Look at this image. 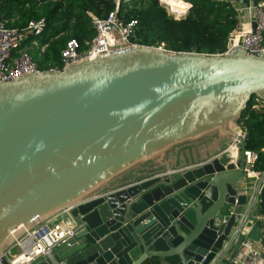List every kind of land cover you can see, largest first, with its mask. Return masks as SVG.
<instances>
[{
    "label": "water",
    "instance_id": "1",
    "mask_svg": "<svg viewBox=\"0 0 264 264\" xmlns=\"http://www.w3.org/2000/svg\"><path fill=\"white\" fill-rule=\"evenodd\" d=\"M254 96L264 99V53L243 47L134 43L0 80V256L72 208L67 264H209L235 223L224 207L248 200L245 144L239 167L209 159Z\"/></svg>",
    "mask_w": 264,
    "mask_h": 264
},
{
    "label": "built area",
    "instance_id": "2",
    "mask_svg": "<svg viewBox=\"0 0 264 264\" xmlns=\"http://www.w3.org/2000/svg\"><path fill=\"white\" fill-rule=\"evenodd\" d=\"M114 2L115 8L107 17L100 18L92 15L96 34L86 48H83L80 41L75 38L67 41L61 51L63 66L108 54L114 47L134 44L132 39L137 33L138 20L133 19L126 22L120 17L123 4L130 3L131 0H114ZM189 5L192 6L191 3ZM190 7L181 13L170 10V14L179 19L186 15ZM235 9L236 11L241 10L240 7ZM246 9L254 18L248 24L238 23L230 33L226 51L219 54H226L232 47H243L250 54L264 53V2L256 5L250 4ZM253 21L257 22L255 30L252 28ZM46 27L45 17L30 19L23 26H11L9 19L0 17V80L11 81L25 74L43 71L39 67L38 60L49 46L48 42L42 41ZM34 53L37 57H34ZM53 69L58 68L50 70ZM255 102L254 107H264V99L257 97ZM235 131L236 135L230 143L221 151L213 154L209 161L227 155L228 163L239 167L241 148L245 144L244 172L246 178L241 181L244 184L240 193L246 194L248 200L246 205L238 206V199H236V203L229 206L227 215H234L235 223L230 234L224 239L221 250L209 264H218L223 259L228 260L230 264H264V233L261 234L264 214L259 213V205L264 192V168L259 167L261 154L259 151L247 148V132L241 125L238 124ZM202 163L204 162H200ZM71 211L72 208L66 209L29 230L2 253L0 264H3L4 258L10 264H34L48 259L52 260L53 264H66L55 260L53 249L58 245L68 244L69 239L78 229V225L71 218ZM222 222L227 223L228 221L223 219ZM258 223L260 224V236L259 240L255 241L251 239L250 233ZM42 229L46 231L40 236ZM210 252L211 250L208 254ZM207 255L203 256L202 262L207 259Z\"/></svg>",
    "mask_w": 264,
    "mask_h": 264
},
{
    "label": "trees",
    "instance_id": "3",
    "mask_svg": "<svg viewBox=\"0 0 264 264\" xmlns=\"http://www.w3.org/2000/svg\"><path fill=\"white\" fill-rule=\"evenodd\" d=\"M184 1L192 6L179 19L170 14L168 6L160 0H131L123 4L120 17L126 22L138 20L134 43L164 45L176 52H225L230 33L239 23L232 3L227 0ZM114 8V0H0V17L9 19L11 26H23L33 18H46L42 41L49 46L38 60L39 67L46 71L64 67L61 51L69 39L79 40L86 48L96 34L92 15L104 18ZM33 55L37 57L36 53ZM256 98L254 96L243 111L239 125L247 132V148L260 152L259 167L264 168V107H254ZM259 213L264 214V192ZM151 264L161 263L155 260Z\"/></svg>",
    "mask_w": 264,
    "mask_h": 264
},
{
    "label": "crops",
    "instance_id": "4",
    "mask_svg": "<svg viewBox=\"0 0 264 264\" xmlns=\"http://www.w3.org/2000/svg\"><path fill=\"white\" fill-rule=\"evenodd\" d=\"M230 3H232V5L236 8V7H240V11H237L238 13V18H239V23H243V24H248L249 22H251V20L254 18V16L252 14L248 13V10L246 9L250 4H260L262 2H264V0H229ZM216 153V152H215ZM214 153V154H215ZM200 161V160H199ZM243 182L240 183L239 185V189L242 188L243 186ZM56 216V215H55ZM68 217V216H67ZM254 229V228H253ZM252 232V231H251ZM61 256L60 258L63 260L61 262H65L66 260V255H67V251H66V244H61L58 245L57 247H55L53 249V256L55 258L56 261L57 258L56 256ZM159 261L161 264H166L165 262H163V260L159 259V258H154L153 261ZM40 262V261H39ZM66 263V262H65ZM152 262L149 259H146L142 262V264H151ZM67 264V263H66ZM218 264H230L228 260L223 259L221 260Z\"/></svg>",
    "mask_w": 264,
    "mask_h": 264
},
{
    "label": "bare ground",
    "instance_id": "5",
    "mask_svg": "<svg viewBox=\"0 0 264 264\" xmlns=\"http://www.w3.org/2000/svg\"><path fill=\"white\" fill-rule=\"evenodd\" d=\"M163 1L170 4L172 6V9H174V11H177L178 13L184 12L190 7L189 2L185 3L179 0L177 4V0H163Z\"/></svg>",
    "mask_w": 264,
    "mask_h": 264
},
{
    "label": "rangeland",
    "instance_id": "6",
    "mask_svg": "<svg viewBox=\"0 0 264 264\" xmlns=\"http://www.w3.org/2000/svg\"><path fill=\"white\" fill-rule=\"evenodd\" d=\"M178 1L179 0H177V4H178ZM181 2H185L184 0H180ZM161 3L162 4H164V5H166V6H168V10L170 11V10H172L173 12H175V13H178L177 11H174V9H172V6L170 5V4H168V3H166L165 1H163V0H161ZM190 3V2H189ZM170 7V8H169ZM177 9V8H176ZM170 13H171V11H170ZM263 233H264V223H263V226H262V228H261V234L263 235Z\"/></svg>",
    "mask_w": 264,
    "mask_h": 264
},
{
    "label": "flooded vegetation",
    "instance_id": "7",
    "mask_svg": "<svg viewBox=\"0 0 264 264\" xmlns=\"http://www.w3.org/2000/svg\"><path fill=\"white\" fill-rule=\"evenodd\" d=\"M229 207L228 206H225L224 209H223V212L226 213L228 211Z\"/></svg>",
    "mask_w": 264,
    "mask_h": 264
}]
</instances>
